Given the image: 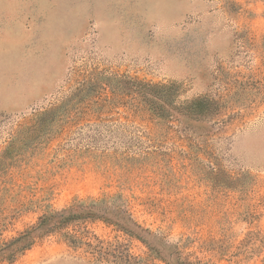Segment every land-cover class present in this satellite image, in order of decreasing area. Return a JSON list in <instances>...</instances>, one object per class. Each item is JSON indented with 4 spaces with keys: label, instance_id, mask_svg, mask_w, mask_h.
<instances>
[{
    "label": "rangeland",
    "instance_id": "obj_1",
    "mask_svg": "<svg viewBox=\"0 0 264 264\" xmlns=\"http://www.w3.org/2000/svg\"><path fill=\"white\" fill-rule=\"evenodd\" d=\"M79 202L0 264H264V0H0V259Z\"/></svg>",
    "mask_w": 264,
    "mask_h": 264
},
{
    "label": "trees",
    "instance_id": "obj_2",
    "mask_svg": "<svg viewBox=\"0 0 264 264\" xmlns=\"http://www.w3.org/2000/svg\"><path fill=\"white\" fill-rule=\"evenodd\" d=\"M144 89H150V86L144 85ZM76 204L62 212L53 213L41 218L36 226L26 230L18 238L5 245L9 250V254L7 257L2 256L0 260L3 258L14 259L17 255L23 254L32 248L40 239L48 234L63 229L69 223L80 222L82 220L99 219L110 221V223L120 226L125 230H128L126 229L128 225H134L136 228L144 230L131 219L128 213L129 217L123 212H116L108 207L97 205V203L87 206L80 202ZM148 234L151 233L148 232ZM157 253L161 254L160 252ZM175 254L178 256L177 264H185L182 262L180 252L177 251Z\"/></svg>",
    "mask_w": 264,
    "mask_h": 264
}]
</instances>
